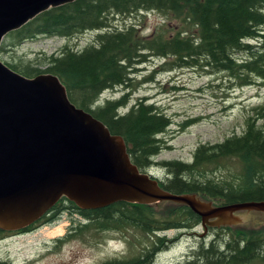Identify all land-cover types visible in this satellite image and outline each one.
<instances>
[{
  "label": "trees",
  "instance_id": "1",
  "mask_svg": "<svg viewBox=\"0 0 264 264\" xmlns=\"http://www.w3.org/2000/svg\"><path fill=\"white\" fill-rule=\"evenodd\" d=\"M147 12L177 25L164 21L144 36L137 22L124 28L115 24L116 17ZM86 32L97 34L81 50L65 45L58 54L42 53L38 61L5 64L26 78L56 76L70 103L100 121L111 135L120 136L131 163L165 191L194 194L215 206L264 201V105L252 109L241 134L198 145L190 163L155 161L164 145L160 136L171 120L145 98L127 108V93L135 86L139 66L153 59L162 60L159 72L191 69L208 76L225 75L232 88L264 87V0H75L39 14L6 37L19 45L40 37L67 40ZM116 89L124 93L100 102L104 92ZM230 159L239 162V172L228 173ZM153 167L157 173L152 174ZM218 171L228 175L212 178ZM67 209L81 219L70 226L75 236L90 230H133L149 237L148 245L134 256L101 264H154L158 254L178 239H167L163 233L183 234L201 225L200 217L185 205L118 202L82 210L65 197L35 223L52 224ZM28 227L27 233L37 226ZM211 238L193 248L181 264H264V226L219 227ZM0 264L8 263L0 260Z\"/></svg>",
  "mask_w": 264,
  "mask_h": 264
},
{
  "label": "water",
  "instance_id": "2",
  "mask_svg": "<svg viewBox=\"0 0 264 264\" xmlns=\"http://www.w3.org/2000/svg\"><path fill=\"white\" fill-rule=\"evenodd\" d=\"M73 1L0 0V45L39 14ZM62 197L82 210L185 205L203 228L237 225L233 214L241 211L264 214V201L213 206L165 191L131 163L120 136L70 103L56 76L26 78L0 61V230L34 224Z\"/></svg>",
  "mask_w": 264,
  "mask_h": 264
},
{
  "label": "rangeland",
  "instance_id": "3",
  "mask_svg": "<svg viewBox=\"0 0 264 264\" xmlns=\"http://www.w3.org/2000/svg\"><path fill=\"white\" fill-rule=\"evenodd\" d=\"M164 21L166 24L169 22L170 26L177 25L173 19L164 20L156 12L136 14L129 18L119 16L116 17L115 24L119 28H124L129 23L137 22V28L146 36ZM96 34L86 32L67 40L40 37L29 39L19 45H12V40L5 36L0 45L4 46V51H0V61L4 64L14 63V60L38 61L44 56L42 53L58 54L65 45L81 50L93 41ZM161 63L162 60L153 59L139 66L134 77L135 86L127 93L129 95L127 108L138 99L145 98L171 120L168 130L160 136L164 145L155 158L157 162L190 163L198 145L221 142L233 134H241L245 119L251 116L252 109L264 105V87L232 88L225 75L208 76L191 69L159 72ZM122 93H124L122 89L106 91L100 96V102L108 98H119ZM185 123L190 125L182 129L180 125ZM226 165L228 173H236L241 169L235 159L226 161ZM151 171L154 174L158 170L153 167ZM228 173L218 171L211 177L227 176ZM204 202L215 206L213 201ZM233 217H238L240 223L217 227L210 224L206 228L199 225L194 231L183 234L173 230L163 233L167 239L176 236L178 239L158 254L154 264H181L200 242L212 239L211 234L215 228L243 227L256 230L264 226V214L260 212L241 211L234 213ZM78 221L81 219L67 209L52 224L41 223L28 233L1 238L0 260L8 264H101L134 256L149 243L148 236L133 230L122 233L114 231L95 233L90 230L83 236H75L69 229L72 223L74 225Z\"/></svg>",
  "mask_w": 264,
  "mask_h": 264
},
{
  "label": "flooded vegetation",
  "instance_id": "4",
  "mask_svg": "<svg viewBox=\"0 0 264 264\" xmlns=\"http://www.w3.org/2000/svg\"><path fill=\"white\" fill-rule=\"evenodd\" d=\"M40 224V221L38 223H34L32 224L33 227L34 226H38ZM30 225V226H32ZM29 227H26V228H23L21 230H16V231H11V232H4V237L3 238H6V237H12V236H18V235H21V234H25L27 233L26 230L28 229Z\"/></svg>",
  "mask_w": 264,
  "mask_h": 264
}]
</instances>
